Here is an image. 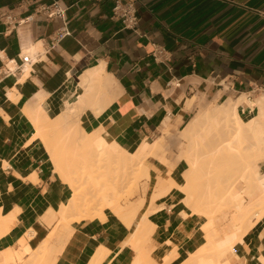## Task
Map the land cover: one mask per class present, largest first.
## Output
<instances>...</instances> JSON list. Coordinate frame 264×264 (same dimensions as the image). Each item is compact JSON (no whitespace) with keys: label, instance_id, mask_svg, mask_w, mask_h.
<instances>
[{"label":"crops","instance_id":"obj_1","mask_svg":"<svg viewBox=\"0 0 264 264\" xmlns=\"http://www.w3.org/2000/svg\"><path fill=\"white\" fill-rule=\"evenodd\" d=\"M56 1L67 9L63 19L40 11ZM113 5L114 0H0V72L10 60L21 65V57L37 44L44 50L32 57L38 62L28 66V76L0 75V264H23L30 256L35 264L36 253L51 239L48 264L133 261L131 229L109 210L101 218L71 222V230L58 225L55 214L68 203L72 190L54 171L29 119L39 92L51 105L48 115L56 117L62 102L78 103L85 94L81 76L102 63L117 82L116 100L104 110L86 109L80 115L81 129L89 134L102 129L107 142L130 152L159 137L168 119L171 133L184 130L198 108L195 98L225 102L264 93V0H137L136 32L112 18ZM63 28L70 35L53 47L52 39ZM254 112L256 107L238 108L241 119ZM148 165L153 175L168 172L154 160ZM185 167L178 162L171 178L180 182ZM184 198L173 188L147 202L159 261L175 252L178 258L172 264H182L204 243L202 220ZM229 231L220 222L215 241ZM235 251L248 264H264V216ZM11 254L13 262L8 260Z\"/></svg>","mask_w":264,"mask_h":264},{"label":"bare ground","instance_id":"obj_2","mask_svg":"<svg viewBox=\"0 0 264 264\" xmlns=\"http://www.w3.org/2000/svg\"><path fill=\"white\" fill-rule=\"evenodd\" d=\"M32 48L33 55H36L42 44ZM29 72L27 67L26 76ZM116 83L113 77L106 74L101 63V66L87 70L81 76L85 94L79 98L78 103L69 105L62 102L56 117H51L48 115L51 105L42 97L44 93L39 92L34 97L33 108L28 110L29 119H33L31 122L36 126L37 137L44 142L54 171L72 190L68 203L62 205L59 213L55 214L60 218L57 224L70 228L71 222L101 218L106 210H110L131 229L128 243L133 248L131 264H172L178 258L175 252L165 255L160 261L156 259L157 248L152 243L155 229L148 219L153 212L146 205L148 201L155 200L156 196L158 198L161 195V198L173 188H178L185 196L183 203L194 216L202 220L201 232L204 238V243L189 254L182 264H248L236 253L235 246L243 242L248 232L264 216V172L261 169L264 163V97L251 99L249 95L243 94L236 99L229 98L214 108L202 107L186 128L190 144L184 147V155L179 158L183 159L186 167L180 182H176L170 173L177 162L171 163L166 158L161 138L150 144L143 142L135 151L130 152L116 143L107 142L102 129L89 134L78 125L77 120L86 109L92 108V111L99 108L100 111L114 101ZM196 101L193 100V105ZM239 106L251 109L256 107L258 113L243 121L238 114ZM164 123L161 129L165 134L169 132V126L167 122ZM214 132L217 135L215 142L205 143ZM149 158L159 159L168 168L165 178L151 174L146 164ZM143 177L151 183L152 189L148 188L146 200L131 206L127 195L133 194L135 185L132 180ZM255 193L258 194L254 198ZM218 215L231 218V223L230 231L225 232L221 240L215 241L219 233V222L216 220ZM52 218L57 219L54 216ZM46 241L39 253H36L35 264L47 261L46 256L50 253L48 244L52 239ZM51 247L50 243L52 251ZM13 254L7 255L8 260H14ZM30 257L32 263L33 256Z\"/></svg>","mask_w":264,"mask_h":264},{"label":"rangeland","instance_id":"obj_3","mask_svg":"<svg viewBox=\"0 0 264 264\" xmlns=\"http://www.w3.org/2000/svg\"><path fill=\"white\" fill-rule=\"evenodd\" d=\"M31 51H32V49H31ZM39 52H41L42 51V49H40V50H38ZM33 51H32V57L33 56H35V55H33ZM33 61L35 62V64L38 62V60L36 59H33ZM29 70H30V68H29ZM260 96H263L264 97V93L263 92H257L255 95H254V97H253V99H255V98H258V97H260ZM197 101H196V103H195V105H196V107H198V108H196V110H195V114H194V117H196V114H198L199 112H200V110H201V108L202 107H209V108H214V107H216V106H218V105H221V104H223V102L224 101H222V100H220L219 102H218V100H214V99H207L206 97H201L200 99H198V98H195ZM255 114H257L256 112H254V113H251V115H247V118H245V119H243L244 121H247L248 119H250L251 117H253ZM193 117V118H194ZM78 121V125L80 126V128H81V122H80V117H79V120H77ZM192 121V120H191ZM191 121L189 122V124L191 123ZM188 124V125H189ZM187 125V126H188ZM187 126H186V128H187ZM186 128L184 129V130H182L181 132H179L178 134L177 133H171L170 132V128H168V133H165L164 134V131L162 130V132H160V136L159 137H157L155 140L156 141H158V139L160 140V138H161V143H163V145H164V147H165V153H164V155L166 156V158L172 163V162H174L175 164H176V162L178 163V162H180V160L181 161H183V159H179L180 158V155L181 156H183L182 155V153H184V151H185V148L184 147H188L189 146V136H188V133H187V131H186ZM201 133V132H200ZM202 134V133H201ZM190 135V134H189ZM210 135V134H209ZM217 135L215 134V132L214 133H212V135H210V136H208L207 137V139L205 140V143H207V144H212V143H214L215 142V140L217 139V137H216ZM155 141V142H156ZM152 143H154V141L152 142ZM184 148V149H183ZM183 149V150H182ZM182 158V157H181ZM178 159H179V161H178ZM152 160H154V161H156V162H159L160 164H161V161L159 160V159H153V158H149L148 160H147V162H146V164H147V166H149L148 165V162H150V161H152ZM173 163V164H174ZM162 165V164H161ZM166 168V167H165ZM262 172H264V163L262 164ZM167 171H168V168H167ZM158 176H159V178H165L166 177V173L165 174H162V175H160V174H157ZM144 178V179H143ZM143 178H139V179H137V180H132L133 181V186L135 185V187H136V189H135V187H134V189H133V194H128L127 195V201L129 202L128 204L130 205V203H131V206H137L136 204L139 202V204L141 203V201L143 200H146V198H147V194H148V188H147V182H148V180L147 179H145V177H143ZM61 179V178H60ZM133 179V178H132ZM161 180V179H160ZM62 181V180H61ZM63 182V181H62ZM136 182V184H134ZM140 182V183H139ZM137 185V186H136ZM239 189H241V187H238ZM145 189V190H144ZM128 191V190H127ZM134 191H135V193H134ZM170 192V191H169ZM146 194V195H145ZM156 194H158L159 195V193H156ZM156 194H155V196H156ZM167 195V194H166ZM166 195H163L162 197H164V196H166ZM160 196L161 195H159L158 196V198L160 199ZM146 197V198H145ZM161 197V198H162ZM158 198H157V196H156V198H155V200H153V201H156V200H158ZM140 199V200H139ZM138 200V201H137ZM142 201V202H143ZM152 201V202H153ZM134 202V203H133ZM136 203V204H135ZM106 211H108V210H106ZM110 211V210H109ZM84 220H86V219H84ZM216 220L220 223V222H224L225 223V225L230 229V225H229V223H231V218L230 219H226V218H224L223 216H221V215H218L217 217H216Z\"/></svg>","mask_w":264,"mask_h":264},{"label":"built area","instance_id":"obj_4","mask_svg":"<svg viewBox=\"0 0 264 264\" xmlns=\"http://www.w3.org/2000/svg\"><path fill=\"white\" fill-rule=\"evenodd\" d=\"M136 4L137 0H114V5L112 8V18L121 22L124 29L131 30L134 32H136L140 20ZM40 11L46 12L48 18L59 17L63 19L65 18L67 9L60 6L59 2L56 1L53 2L52 5H50L49 7L41 8ZM5 18L9 17L5 16ZM30 19L32 20V18H28V20L26 21H30ZM69 35L70 32L66 28H63L52 39L53 47L60 44V42H62ZM37 58L38 57L36 56V59ZM21 62V65H17L15 60L8 61L7 64L4 66V70L0 72V75H2L3 77H10L15 76L16 73L24 74V70L26 69V67L31 66L33 64V58L31 55H23L21 57Z\"/></svg>","mask_w":264,"mask_h":264}]
</instances>
